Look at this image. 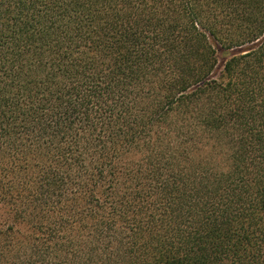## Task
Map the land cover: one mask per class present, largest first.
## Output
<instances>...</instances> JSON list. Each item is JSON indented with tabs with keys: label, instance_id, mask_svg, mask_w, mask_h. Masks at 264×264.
I'll list each match as a JSON object with an SVG mask.
<instances>
[{
	"label": "trees",
	"instance_id": "16d2710c",
	"mask_svg": "<svg viewBox=\"0 0 264 264\" xmlns=\"http://www.w3.org/2000/svg\"><path fill=\"white\" fill-rule=\"evenodd\" d=\"M0 264H264V0H0Z\"/></svg>",
	"mask_w": 264,
	"mask_h": 264
},
{
	"label": "rangeland",
	"instance_id": "374dc122",
	"mask_svg": "<svg viewBox=\"0 0 264 264\" xmlns=\"http://www.w3.org/2000/svg\"><path fill=\"white\" fill-rule=\"evenodd\" d=\"M234 52H226V51H219L218 52V59H219V64L220 66H223V64L225 63V61H227V59H229L234 53Z\"/></svg>",
	"mask_w": 264,
	"mask_h": 264
}]
</instances>
